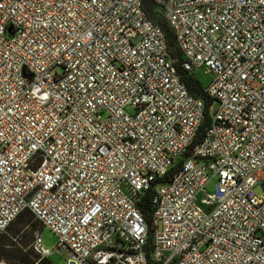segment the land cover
Instances as JSON below:
<instances>
[{
  "label": "built area",
  "instance_id": "2783aa9c",
  "mask_svg": "<svg viewBox=\"0 0 264 264\" xmlns=\"http://www.w3.org/2000/svg\"><path fill=\"white\" fill-rule=\"evenodd\" d=\"M143 2L0 0V233L28 211L67 264H264V0H152L174 48Z\"/></svg>",
  "mask_w": 264,
  "mask_h": 264
},
{
  "label": "rangeland",
  "instance_id": "374dc122",
  "mask_svg": "<svg viewBox=\"0 0 264 264\" xmlns=\"http://www.w3.org/2000/svg\"><path fill=\"white\" fill-rule=\"evenodd\" d=\"M193 78L200 84L202 88L205 89L212 83L214 75L210 72H206L205 69L200 68L196 69L193 72ZM125 111L129 114L133 113V109L131 107H127ZM215 184V179L210 180L209 183L205 186V193L214 194ZM254 193L260 195L262 193L261 187H256L254 189ZM10 228V233L0 234V256L9 258L13 257L17 254L18 249H21L25 246L26 249L23 252L30 249L35 254H37L32 248L33 230L36 228L40 229L41 226L33 216L27 214L20 221L14 222L10 226ZM40 233L41 245L49 251H58V253L54 252L50 256V261L53 264H67V260L69 259L68 252L64 249H57V237L48 228H41ZM0 262L8 264L7 261L4 259H0Z\"/></svg>",
  "mask_w": 264,
  "mask_h": 264
},
{
  "label": "trees",
  "instance_id": "16d2710c",
  "mask_svg": "<svg viewBox=\"0 0 264 264\" xmlns=\"http://www.w3.org/2000/svg\"><path fill=\"white\" fill-rule=\"evenodd\" d=\"M143 7H144V10H145L147 16L163 29V31L165 32V34L167 36L168 44L174 48V40H173L172 34H171L168 26L166 25L164 19L162 17L158 16L160 14L158 13V10H157L156 6L153 4L152 0H144ZM174 53L177 57L180 58V53L178 52L177 49H174ZM182 78L185 81V83H186L188 89L191 91V93H193L196 96L200 95L199 93H200L201 86L193 78L192 75L182 73ZM205 102H206V107L210 106L209 100H205ZM147 196H148V194L146 195L145 199L142 200V202L140 203V206L142 207L143 213L148 218L149 208L147 205ZM27 214L32 216V214L30 212L25 211L22 214H20L14 222L20 221ZM10 226L3 233H10L11 232ZM25 247L18 249L17 254L14 255L13 257L9 258V257L0 256V259L6 260L8 264H53L49 258H42L40 255L35 254L30 249L23 252L26 249Z\"/></svg>",
  "mask_w": 264,
  "mask_h": 264
}]
</instances>
